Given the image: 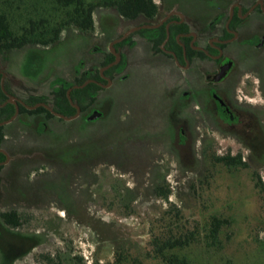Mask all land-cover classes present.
Wrapping results in <instances>:
<instances>
[{
    "label": "rangeland",
    "instance_id": "obj_1",
    "mask_svg": "<svg viewBox=\"0 0 264 264\" xmlns=\"http://www.w3.org/2000/svg\"><path fill=\"white\" fill-rule=\"evenodd\" d=\"M190 2L200 8L199 17L216 13L204 10L201 0ZM95 20L90 34L64 31L54 47L0 54L12 90L25 98L47 95L57 76L72 80L75 64L91 60L95 46L104 51L141 21H127L112 8ZM231 55L236 68L221 93L234 106L233 121L221 118L210 96L204 117L191 100L181 102V93L198 89V83H187L140 46L121 74L126 79L97 96L93 108L103 114L97 121L84 120L88 109L70 124L23 114L21 122L8 125L11 161L2 172L0 213L16 209L26 222L12 230L0 221V264H38L37 253L58 248L82 254L88 264L108 263L118 241L146 246L152 221L169 202L196 213L191 185L209 166V147L218 155L241 154L248 163L223 180L222 202L215 205L232 215L234 238L249 223L264 221V46H234ZM162 183L170 189L169 201L155 194ZM127 193L131 198L123 204ZM263 228L250 243L231 241L216 252L195 247L191 264H264Z\"/></svg>",
    "mask_w": 264,
    "mask_h": 264
},
{
    "label": "trees",
    "instance_id": "obj_2",
    "mask_svg": "<svg viewBox=\"0 0 264 264\" xmlns=\"http://www.w3.org/2000/svg\"><path fill=\"white\" fill-rule=\"evenodd\" d=\"M111 8L127 21L141 20L143 16L152 19L158 12L154 0H0V54L5 55L25 47L45 49L54 47L62 40L63 32L72 29L85 35L90 34L95 29V14ZM30 58L34 59V57ZM113 60L114 56L110 52L104 53L100 57L99 64L105 66ZM41 61L37 59L36 63ZM0 69L4 70L1 65ZM73 70L72 80L57 76L54 80L56 85L47 95H31L25 99V102L28 105L45 102L60 114L73 116L76 108L68 98V90L90 78L102 80L98 72H93L91 60L87 57L75 64ZM1 77L0 74V104L7 98L2 88ZM5 87L10 91L7 81ZM104 90L95 83H89L84 88L74 89L71 98L85 112ZM15 111L16 107L12 104L0 108V122L11 118ZM23 114L42 115L48 121L56 119L65 124L76 121H66L56 117L44 106L29 110L20 105V116ZM220 115L225 121L234 120L229 116L225 117L223 112H220ZM4 129L5 126H0V147L4 146ZM70 155L76 158L78 154ZM3 158L4 156L0 154V160ZM204 159L209 166L191 185L198 205L196 213L192 212L194 214L189 215L185 209L190 207L169 202L168 209L152 221L150 238L146 246L136 248L126 242L118 241L115 244L112 262L101 263L95 259L90 264H191L195 247L213 249L216 252L231 241L252 242V233L257 228L264 227V221L259 220L256 226L254 223H249L245 227V233L234 238L235 227L232 215L224 206H215L217 202H222L220 188L223 180L230 178L241 167H247L248 163L243 161L241 154L218 155L212 147L207 148ZM259 181H262L260 176ZM154 191L158 197L169 201L170 189L164 183L154 187ZM130 198V194H125L122 203L125 204ZM195 214L197 217H194ZM0 221L13 230L22 227L26 218L18 210L10 209L0 213ZM262 251L264 253V249ZM36 259L38 264H88L82 254H76L68 248L37 253Z\"/></svg>",
    "mask_w": 264,
    "mask_h": 264
},
{
    "label": "flooded vegetation",
    "instance_id": "obj_3",
    "mask_svg": "<svg viewBox=\"0 0 264 264\" xmlns=\"http://www.w3.org/2000/svg\"><path fill=\"white\" fill-rule=\"evenodd\" d=\"M166 1L170 2L171 6L167 7ZM154 2L158 6V12L154 18L148 19L143 16L138 24L129 27L112 39L104 51L97 46L93 48L91 68L94 73H99L102 80L90 78L88 80L92 81L89 83H95L106 90L118 84L119 81H124L127 76L121 74L129 66L131 56L138 47L145 46L150 57L158 58L164 65H169L168 67H171L173 71L182 73L187 83L191 85L198 83V89L181 93V102L191 100L197 111L204 117L208 112L210 96L219 113L223 112L225 117L229 116L231 119H235L234 106L221 93L224 90L222 86L231 81L236 68V60L231 55V49L234 46H240L244 49L256 50L264 46V0H201L204 10L216 12L211 17H199L195 12L199 11L200 8L196 6L195 8L190 0H154ZM135 27L141 28L117 41L127 31ZM256 28L258 29L255 30ZM108 52L114 56V60L105 66H101L98 55L103 56L104 53ZM117 54L120 59L117 63H114L117 60ZM1 71L6 74L3 79V74L0 73L2 75V88L7 98L0 104V108L12 104L17 111V103L19 112L11 122L0 125L5 126L4 146L0 147V154L4 156L0 160V187L2 172L11 161V155L6 149V144L9 141V134L6 129L8 125L13 124L15 121L19 120L21 122L19 119L21 117L20 105L29 109L27 106L32 107L44 103L53 109L51 105L45 102L28 105L25 99H28L31 95L26 98L17 95L9 85L8 73L4 70ZM108 71H110L109 74H106ZM219 74L222 75L220 79L216 80L215 77ZM5 81H7L10 91L6 89ZM10 96L15 97L14 102L9 101ZM89 109H91V112L85 117L86 122H95L102 117V112L94 109L93 105ZM87 111L83 112L80 107L79 116L73 120L82 118ZM95 112L100 113L99 117L90 120L89 117ZM76 114L77 108L74 115ZM221 118L224 120L222 115ZM186 120L188 121V118ZM180 134H184V130L181 128Z\"/></svg>",
    "mask_w": 264,
    "mask_h": 264
},
{
    "label": "water",
    "instance_id": "obj_4",
    "mask_svg": "<svg viewBox=\"0 0 264 264\" xmlns=\"http://www.w3.org/2000/svg\"><path fill=\"white\" fill-rule=\"evenodd\" d=\"M142 27H145V26H142ZM139 28H141V27H135V28L130 29V30L127 31V32H126V33H125L120 39H118L117 41H120V40L124 39V38L127 37L130 33H132L133 31H135V30H137V29H139ZM119 59H120V56L117 54V60H116L114 63H117V61H118ZM114 63H112V64H114ZM112 64H111V65H112ZM0 73L3 74V79H4L5 76H6V74H5L4 72H2L1 70H0ZM221 75H222V74L217 75V76L215 77V79H216V80L220 79ZM91 81H92V80H88V81H86L85 83H83L82 85H75V86H73L72 88H70V89L68 90V92H67L68 98H69V100L71 101L72 105L75 106V107L77 108V114L74 115V116H72V117H67V116H65V115H63V114H60V113L54 111L50 106H48V105H46V104H44V103H39V104H37V105H35V106H32V107H30V106H27V107H28L29 109H35V108H37L38 106L43 105V106H45L46 108H48L49 110H51L55 115H57V116H59V117L65 119V120H73V119H75V118H77V117L79 116V114H80V107H79L77 104L73 103L72 98H71V92H72L74 89L85 87V86H86L89 82H91ZM14 99H15V97L10 96V100H9V101H10V102H14ZM16 105H17V111H16L15 116H13V117H12L11 119H9L8 121L0 122V125L7 124V123L11 122L13 119H15V117L17 116V114H18V112H19V106H18L17 103H16ZM99 115H100L99 112H95L92 116L89 117V119H90V120H94V119H96L97 117H99Z\"/></svg>",
    "mask_w": 264,
    "mask_h": 264
}]
</instances>
